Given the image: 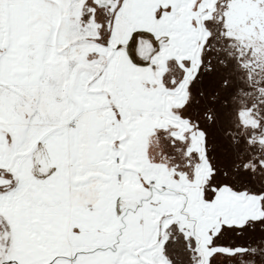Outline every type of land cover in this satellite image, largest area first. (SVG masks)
Here are the masks:
<instances>
[{
	"label": "snow or ice",
	"instance_id": "6c2138e0",
	"mask_svg": "<svg viewBox=\"0 0 264 264\" xmlns=\"http://www.w3.org/2000/svg\"><path fill=\"white\" fill-rule=\"evenodd\" d=\"M0 264H264V0H0Z\"/></svg>",
	"mask_w": 264,
	"mask_h": 264
}]
</instances>
